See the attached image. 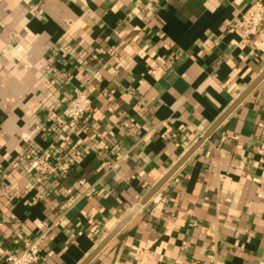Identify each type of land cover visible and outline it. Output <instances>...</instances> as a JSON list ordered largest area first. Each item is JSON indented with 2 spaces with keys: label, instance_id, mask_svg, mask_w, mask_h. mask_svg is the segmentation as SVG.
I'll return each mask as SVG.
<instances>
[{
  "label": "crops",
  "instance_id": "obj_1",
  "mask_svg": "<svg viewBox=\"0 0 264 264\" xmlns=\"http://www.w3.org/2000/svg\"><path fill=\"white\" fill-rule=\"evenodd\" d=\"M255 1L0 0V264L40 234L37 264H80L134 208L88 264H264V78L140 204L264 70V22L231 28Z\"/></svg>",
  "mask_w": 264,
  "mask_h": 264
},
{
  "label": "built area",
  "instance_id": "obj_2",
  "mask_svg": "<svg viewBox=\"0 0 264 264\" xmlns=\"http://www.w3.org/2000/svg\"><path fill=\"white\" fill-rule=\"evenodd\" d=\"M264 22V0H256L245 11L239 13L232 25L242 37L243 41H251L259 32V25ZM91 98L82 89H74L60 117L51 113L49 118L60 124V130L67 132L72 130L91 111ZM256 153L264 156V141L255 148ZM25 169H30L39 178H48L56 175L66 174L70 169V162L60 160L50 152H43L41 155L28 160L24 164ZM83 179L78 180L82 185ZM98 195L97 192H94ZM89 195L90 193H86ZM43 234L28 238L20 251H9L5 254V264H37L40 259V247L43 243Z\"/></svg>",
  "mask_w": 264,
  "mask_h": 264
},
{
  "label": "water",
  "instance_id": "obj_3",
  "mask_svg": "<svg viewBox=\"0 0 264 264\" xmlns=\"http://www.w3.org/2000/svg\"><path fill=\"white\" fill-rule=\"evenodd\" d=\"M264 78V70L256 77V79L245 89V91L230 105V107L221 115V117L206 131L202 139L199 140L175 165L174 167L144 196L140 204L145 203L164 183V181L177 169V167L190 155L194 148L206 138L232 110L250 93V91ZM136 211L134 208L130 211L120 223L98 244V246L80 263L88 264L90 260L100 251V249L124 226L129 218Z\"/></svg>",
  "mask_w": 264,
  "mask_h": 264
}]
</instances>
